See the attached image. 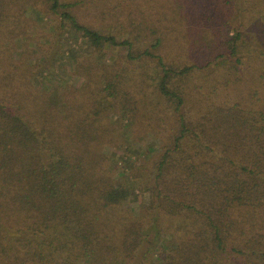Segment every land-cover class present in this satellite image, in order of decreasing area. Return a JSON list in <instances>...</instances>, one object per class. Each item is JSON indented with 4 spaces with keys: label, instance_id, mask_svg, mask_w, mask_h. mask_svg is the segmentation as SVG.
<instances>
[{
    "label": "trees",
    "instance_id": "trees-1",
    "mask_svg": "<svg viewBox=\"0 0 264 264\" xmlns=\"http://www.w3.org/2000/svg\"><path fill=\"white\" fill-rule=\"evenodd\" d=\"M143 1L0 0V264H264V0Z\"/></svg>",
    "mask_w": 264,
    "mask_h": 264
},
{
    "label": "rangeland",
    "instance_id": "rangeland-1",
    "mask_svg": "<svg viewBox=\"0 0 264 264\" xmlns=\"http://www.w3.org/2000/svg\"><path fill=\"white\" fill-rule=\"evenodd\" d=\"M143 2H144L146 5L148 4V0H144ZM213 4H215V3H213ZM203 9H205V10L210 9L211 11L214 12V7L211 6V5H209V6H205ZM245 14H246V13H243V14L241 15L242 19H243V17L245 16ZM220 16H223V15H219V17H220ZM196 19L199 21V19H201V18H196ZM243 20H244V19H243ZM230 22H233V20L231 19ZM195 24H196V23H195L194 21H190V27H192V29L196 27ZM40 26H41V27H45V26H49V25H48L46 22L41 21ZM247 38L250 39L251 37L249 36V37H247ZM18 41H20V39H19ZM125 53H126V51H125ZM39 56H40V54H39ZM61 78H62L64 81H69L70 79H73L74 77L71 76L67 71H64L63 73H61ZM40 81H41V82H40ZM40 81L38 80V78H35V79H34V82H36L37 84H41V83L48 84V83H50L51 79L48 78V79H46V80H40ZM147 143H148V144H147ZM147 143L144 144V146H145L144 149H147V148H149L150 146H151V147L154 146V143H153V142L147 141ZM136 153H137V152H136ZM136 153H135V154H136ZM132 156H133V155H132Z\"/></svg>",
    "mask_w": 264,
    "mask_h": 264
}]
</instances>
